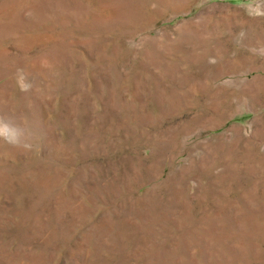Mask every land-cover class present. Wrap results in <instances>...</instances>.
<instances>
[{
    "label": "rangeland",
    "instance_id": "obj_1",
    "mask_svg": "<svg viewBox=\"0 0 264 264\" xmlns=\"http://www.w3.org/2000/svg\"><path fill=\"white\" fill-rule=\"evenodd\" d=\"M0 264H264V0H0Z\"/></svg>",
    "mask_w": 264,
    "mask_h": 264
},
{
    "label": "clouds",
    "instance_id": "obj_2",
    "mask_svg": "<svg viewBox=\"0 0 264 264\" xmlns=\"http://www.w3.org/2000/svg\"><path fill=\"white\" fill-rule=\"evenodd\" d=\"M31 133L27 126L10 120L0 119V143L13 146H30Z\"/></svg>",
    "mask_w": 264,
    "mask_h": 264
}]
</instances>
